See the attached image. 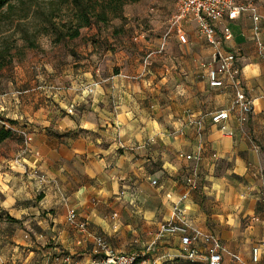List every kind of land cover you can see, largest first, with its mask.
<instances>
[{
  "label": "crops",
  "instance_id": "crops-1",
  "mask_svg": "<svg viewBox=\"0 0 264 264\" xmlns=\"http://www.w3.org/2000/svg\"><path fill=\"white\" fill-rule=\"evenodd\" d=\"M238 2L251 4L256 17L247 11L223 18L217 32L230 28L231 39L219 36L220 46L234 54L251 100L243 124L234 112L212 124L210 115L230 107L234 95L208 86L202 64L211 62L213 49L194 37L193 20L172 24L171 0L126 4L127 22L150 13L169 19L145 57L153 40L133 44L115 35L102 60L92 51L90 65L73 62L57 83L48 82L47 100L14 95L28 90L9 99L0 94V129L12 119L25 134L0 157V264H93L95 236L150 264H207L199 239L191 261L177 236H154L181 210L192 230L219 239L221 264H264V0ZM171 30L179 49L168 45ZM189 40L194 46L182 47ZM34 83L22 73L14 78L18 89ZM23 108L32 112L31 125L16 121ZM24 141L29 152L21 157ZM193 178L197 188L188 191ZM69 210L77 214L74 224L66 221Z\"/></svg>",
  "mask_w": 264,
  "mask_h": 264
},
{
  "label": "rangeland",
  "instance_id": "rangeland-1",
  "mask_svg": "<svg viewBox=\"0 0 264 264\" xmlns=\"http://www.w3.org/2000/svg\"><path fill=\"white\" fill-rule=\"evenodd\" d=\"M171 1L174 7L175 0ZM73 12L74 8L69 0H16L11 4V8L4 9L0 13V54L5 57L3 59L5 65L0 69V94L4 99H9L15 90L18 92L28 90L14 95L26 96L25 100L35 96L40 100H47L45 91L48 90L46 87L48 82L57 83L59 73L66 66L71 67L72 63L77 61H88L89 58L86 56L92 51L99 53L98 56L102 60L107 49L113 50L111 47L115 42L113 36L126 38V42L133 44L149 40L155 42V38L164 36L170 27L169 19L164 20L161 16L152 13L144 20L127 22L125 5L122 13L112 18L107 25L99 29L96 26L81 28L79 37L73 40L61 39L57 42L56 34L66 31L69 21L73 18ZM164 21V25L161 26L159 22ZM167 37H171V39L166 38L169 47L179 49L180 44L177 43L173 30ZM194 37L202 39L198 33ZM189 41L182 47L194 46L192 40ZM148 45H150L149 50L143 49L146 51L143 57L156 49V42H150ZM195 47L197 48L198 45L195 44ZM152 59L154 55L147 59V63ZM78 65L88 66L90 62ZM19 73L30 77L35 83L25 87H20L19 84L18 89L14 84V78ZM18 111L21 118L18 116L16 121L19 124L31 125L28 118L32 112H29L28 108ZM3 127L15 128L16 135L0 143V157L14 151L17 143L24 138L22 125L18 128V124L6 121Z\"/></svg>",
  "mask_w": 264,
  "mask_h": 264
},
{
  "label": "built area",
  "instance_id": "built-area-1",
  "mask_svg": "<svg viewBox=\"0 0 264 264\" xmlns=\"http://www.w3.org/2000/svg\"><path fill=\"white\" fill-rule=\"evenodd\" d=\"M250 11L253 17H256L255 10L251 4H243L238 0H175V13L172 16V24H177L181 20L191 19L196 23V30L199 36L204 39L213 49L211 62L203 63L202 67L206 69V78L210 88L222 89L229 88L234 95L233 102L230 107L218 110L210 115L212 124H220L228 119L229 115L234 112L236 119L240 124L245 123L252 111L251 100L246 96L244 85L241 78L234 71L235 56L231 52L224 51L220 46V38L228 41L231 39V30L228 26L220 28L218 36L217 24L226 18L234 20L241 13ZM254 30H258V26H254ZM264 62V55L261 56ZM93 88H86L88 94L92 93ZM197 124L201 125L198 121ZM25 137V134L22 133ZM29 152L28 145L23 142L20 156L23 157ZM183 156V155H179ZM189 160L193 158L191 155L183 156ZM39 182L44 181V177L37 176ZM155 184V181L152 182ZM187 190H195L197 188L196 179H189L187 182ZM264 197V187L262 190ZM187 194H183L180 200H185ZM184 210L179 211L183 215ZM179 215L177 218L162 222L154 231L156 239H162L167 236H177L181 246L186 250L187 259L194 261L199 256V250L194 246V242L199 239L204 246V254L207 264H221L222 245L219 239L213 234H203L196 230H192L185 220ZM77 214L73 210H69L66 214V221L74 224ZM80 230H86V222L78 225ZM191 231V233H190ZM94 252L99 257L93 264H150L142 260L139 255L134 253H118L115 252L101 236L94 237ZM258 248L252 249V260L257 261Z\"/></svg>",
  "mask_w": 264,
  "mask_h": 264
},
{
  "label": "trees",
  "instance_id": "trees-1",
  "mask_svg": "<svg viewBox=\"0 0 264 264\" xmlns=\"http://www.w3.org/2000/svg\"><path fill=\"white\" fill-rule=\"evenodd\" d=\"M16 0H0V13L4 9L11 8V4ZM74 8L73 18L69 21L68 28L65 32L56 34V41L61 39L73 40L80 35V29L84 27L96 26L98 29L101 26L107 25L112 18L118 17L123 10V7L128 3H134L139 0H69ZM114 33H117L114 31ZM33 46V44H31ZM5 57L0 54V69L5 65L3 59ZM14 124V121L7 120ZM15 134L10 129L2 127L0 129V143L14 138Z\"/></svg>",
  "mask_w": 264,
  "mask_h": 264
}]
</instances>
